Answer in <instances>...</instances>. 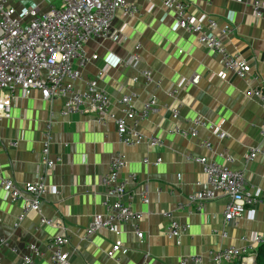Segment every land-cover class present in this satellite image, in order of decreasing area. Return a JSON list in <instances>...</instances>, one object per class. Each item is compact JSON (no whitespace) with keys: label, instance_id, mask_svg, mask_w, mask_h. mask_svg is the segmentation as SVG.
<instances>
[{"label":"crops","instance_id":"obj_1","mask_svg":"<svg viewBox=\"0 0 264 264\" xmlns=\"http://www.w3.org/2000/svg\"><path fill=\"white\" fill-rule=\"evenodd\" d=\"M185 1L195 15L206 14L218 22L217 36L232 54L248 60L252 72L244 78L230 73L221 79L220 55L197 34L179 28L174 12L159 1L138 0L140 11L135 17L119 11L112 28L120 31V41L102 36L88 41L85 52L89 60L82 68L83 78L72 83L75 89L85 90L88 81L97 79L99 87L110 94V110L116 116L124 115L121 97L132 94L137 121L129 123L146 137H159L162 143L154 147L147 140L135 145L123 143L113 118L102 120L88 111L65 115L64 98L49 101L40 90L27 96L18 88L11 96L12 117L0 120V237L12 245L2 249L0 264H22L23 257L32 252V244L40 254L32 255L31 264H50L49 246L61 234L70 238L66 249L71 253V264H183L185 258L197 254L204 257L202 263L189 259L186 264H214L208 251L231 246L248 249L246 256L233 264L255 263L261 244L253 237L264 235V204L255 207L253 218L246 214L229 223L224 217L227 197L219 193L198 209L189 196L207 181L203 165L193 160L196 156L245 170L250 184L264 189V141L260 135L264 101L253 94L255 87L264 94V17L254 16V0ZM60 2L6 0L18 11L32 5L47 9L49 4ZM227 24L230 28L223 33ZM138 42L141 47L137 49ZM133 53L140 55L137 67L125 64ZM93 54L98 58L92 59ZM107 63L110 68L99 77ZM144 71H150L151 76H145ZM196 73L201 80L193 84L190 79ZM173 89L178 91L169 94ZM153 98L156 106L144 116L143 105ZM174 109L180 110L178 118L173 117ZM196 117L216 124L228 136L221 139L207 125L198 127L196 137L169 132L176 125L188 128ZM47 140L49 156L56 163L50 170L43 160ZM251 147L261 152L248 161L244 155ZM117 155L126 161L121 171L127 182L123 200L144 217L119 224L124 244L114 259L107 251L116 235L100 229L87 238L86 229L96 214L106 212L103 201L113 200L103 177ZM158 158L161 162L156 164ZM42 174L47 175L49 187L43 195L42 212L63 227L40 224L35 213L22 217L23 201L13 200L4 189L5 179L23 186ZM144 190L149 202L142 201ZM164 212H170L182 225L180 239L167 238L171 217ZM135 224L143 231V238L137 236Z\"/></svg>","mask_w":264,"mask_h":264},{"label":"built area","instance_id":"obj_2","mask_svg":"<svg viewBox=\"0 0 264 264\" xmlns=\"http://www.w3.org/2000/svg\"><path fill=\"white\" fill-rule=\"evenodd\" d=\"M151 3L159 1L161 5L174 12L175 21L179 28L198 35L199 40L209 49L218 53L222 60V69L218 73L221 79H226L230 73L242 78L252 72V66L247 59L232 54L223 41L217 36L218 22L208 18L206 14L195 15L189 9L185 0H147ZM119 11L128 17H135L140 7L138 0H61L60 3H52L47 9H41L38 5H32L18 11L8 5L6 0H0V120L12 117L13 105L11 96L20 88L23 95L37 89L40 90L44 99L52 101L56 98H64L63 114L93 112L100 119L108 117L114 119L118 135L123 143L129 145L139 144L145 140L149 145L157 146L162 139L157 136L146 137L141 131L131 125L129 121H137V111L134 106V96L124 94L121 103L124 115L116 116L111 113L110 94L99 87L97 79L88 81L85 90L74 88L72 81L83 78L82 68L89 60L85 52V45L93 37L102 36L113 41H120V31H113V21ZM253 14L256 18L264 17V0H254ZM230 26L222 28L226 33ZM121 30V29H120ZM136 48L141 47L138 42ZM92 59H97L98 54H93ZM140 61L138 53L131 54L125 64L137 67ZM108 63L99 71L98 76L104 77ZM150 77V71L143 72ZM193 84L201 80L200 74L191 77ZM177 89L169 91L173 95ZM254 96L264 101L261 88L253 89ZM156 98L144 103L143 115L147 116L156 106ZM180 110H173V117L178 118ZM188 128L176 125L170 129V133L182 137H196L198 127L207 125L221 139L228 134L214 123H209L202 117L190 120ZM260 135L264 141V122L260 127ZM208 146L210 144L208 143ZM261 150L251 147L245 151V158L250 161L255 159ZM50 142L45 141L43 147V160L48 170L54 168L55 161L50 158ZM193 160L202 164L207 174L205 187L189 196L191 203H195L198 209H202L207 201L218 197L219 193L227 197L224 217L227 222H234L237 218L248 214L253 218L256 206L264 204V189L261 186L250 184L245 170L232 169L226 164L218 163L205 156L193 157ZM145 158V162H148ZM161 162L158 158L156 164ZM126 166L125 158L117 155L111 160L109 171L104 175L103 181L109 187L111 199H105L103 206L105 213L96 214L86 229V237L100 229H107L116 235L112 247L107 251L111 258L118 259V253L123 249V230L119 224L141 220L143 212L135 211L131 205L123 200L126 194L127 182L121 178V171ZM47 175L42 174L37 181L26 182L23 186L18 185L12 179L3 181L4 189L7 190L13 200H22L24 213H35L40 216V224L63 227L54 219L45 216L42 212L43 195L48 191ZM142 201L149 202L147 190L142 193ZM164 216L171 217L170 224L166 229L168 239H180L182 237V225L170 212H164ZM22 217L20 219H22ZM136 234L139 238L144 237L143 231L135 224ZM227 232H224L225 236ZM253 241L258 244L264 242V235L256 233ZM70 244V238L65 234L56 235L50 244V264H71L70 251L66 246ZM12 248L10 240L0 237V258L2 249ZM31 253L23 257L22 264H31L32 255L40 254L38 247L30 246ZM209 257L214 264H233L237 259L244 258L247 248L235 246L210 249ZM202 263L204 257L201 254L191 255L183 260Z\"/></svg>","mask_w":264,"mask_h":264},{"label":"trees","instance_id":"obj_3","mask_svg":"<svg viewBox=\"0 0 264 264\" xmlns=\"http://www.w3.org/2000/svg\"><path fill=\"white\" fill-rule=\"evenodd\" d=\"M254 264H264V242L258 247L256 251V261Z\"/></svg>","mask_w":264,"mask_h":264},{"label":"rangeland","instance_id":"obj_4","mask_svg":"<svg viewBox=\"0 0 264 264\" xmlns=\"http://www.w3.org/2000/svg\"><path fill=\"white\" fill-rule=\"evenodd\" d=\"M58 1H61V0H58Z\"/></svg>","mask_w":264,"mask_h":264}]
</instances>
